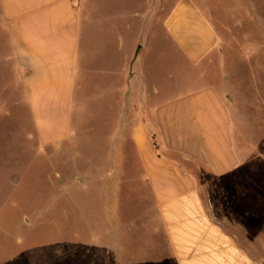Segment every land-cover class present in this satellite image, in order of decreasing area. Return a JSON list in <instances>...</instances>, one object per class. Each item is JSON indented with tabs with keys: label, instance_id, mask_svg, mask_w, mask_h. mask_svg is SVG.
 <instances>
[{
	"label": "rangeland",
	"instance_id": "1",
	"mask_svg": "<svg viewBox=\"0 0 264 264\" xmlns=\"http://www.w3.org/2000/svg\"><path fill=\"white\" fill-rule=\"evenodd\" d=\"M116 1L99 3L101 33L83 34L86 69L94 70V59L110 53L112 10H118L115 22L125 36L124 21L134 16L128 36L145 33L136 44L147 46L146 62L133 70L134 88H159L168 96L215 88L235 106L236 151L264 152V0H196L212 23L216 45L194 63L169 31L162 32L165 14L169 18L180 0H162L155 43L148 38L147 17L134 13L123 21L120 15L133 6L139 11L143 0ZM9 77L5 70L2 79ZM126 79L120 72L115 97L98 96L94 82L80 90L67 137L49 143L38 135L26 98L0 83V264H177L154 183L124 123ZM134 99L142 106L141 96ZM257 163L262 169L248 161L244 181L261 185L264 201V162ZM189 166L198 170L196 184L206 202L212 206L214 197L220 217H226V175H216L208 164ZM233 180L239 184L238 177Z\"/></svg>",
	"mask_w": 264,
	"mask_h": 264
},
{
	"label": "crops",
	"instance_id": "2",
	"mask_svg": "<svg viewBox=\"0 0 264 264\" xmlns=\"http://www.w3.org/2000/svg\"><path fill=\"white\" fill-rule=\"evenodd\" d=\"M100 2L0 0V38L7 34V47L0 56V83L8 82L6 89L26 98L38 135L49 143L67 137L80 90L94 82L98 96H118L119 74H126L124 123L154 183L159 215L177 264H264L263 188L244 181L248 161L259 170L257 162H264V152L236 151L233 126L239 118L233 115L235 106L227 104L215 88L176 96L159 88L149 92L143 88L142 93L134 88L133 70L146 62L147 46L136 44L145 33L136 39L128 36L134 31V16L126 21L124 17L134 13L147 17L148 38L155 43L161 32L162 0H143L139 11L134 6L121 9L127 36L115 22L118 10H112L111 49L103 56L107 60L97 56L95 69H86L83 34L101 33ZM162 25V32L169 31L193 63L216 45L212 23L196 0H180L169 18L165 14ZM5 70L9 80L2 79ZM135 96L142 97V106L135 105ZM192 162L198 169L208 164L216 175H226V217H220L214 197H210L212 206L206 202L196 184L198 170L190 169ZM233 177L239 178V184Z\"/></svg>",
	"mask_w": 264,
	"mask_h": 264
}]
</instances>
